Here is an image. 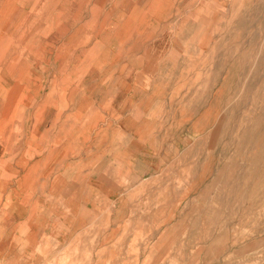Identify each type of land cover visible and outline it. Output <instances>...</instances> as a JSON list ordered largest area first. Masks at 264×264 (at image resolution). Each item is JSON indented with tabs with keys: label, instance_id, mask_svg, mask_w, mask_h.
<instances>
[{
	"label": "rangeland",
	"instance_id": "374dc122",
	"mask_svg": "<svg viewBox=\"0 0 264 264\" xmlns=\"http://www.w3.org/2000/svg\"><path fill=\"white\" fill-rule=\"evenodd\" d=\"M0 168L34 264H264V0H0Z\"/></svg>",
	"mask_w": 264,
	"mask_h": 264
},
{
	"label": "crops",
	"instance_id": "0c3cea01",
	"mask_svg": "<svg viewBox=\"0 0 264 264\" xmlns=\"http://www.w3.org/2000/svg\"><path fill=\"white\" fill-rule=\"evenodd\" d=\"M14 173L8 169L0 168V177L3 178L4 183L6 182L2 186L0 185V264H22V261H28L29 264H34L35 261L27 260V258L23 259L24 256H22L23 252L21 251L20 241L22 229L25 227L22 224L25 222L24 224L28 225V229L25 231L29 233V239L35 236V231L31 228L30 219L22 220L17 215V208L11 207L16 185ZM10 176L12 177L10 179L13 180L6 181L5 177Z\"/></svg>",
	"mask_w": 264,
	"mask_h": 264
}]
</instances>
